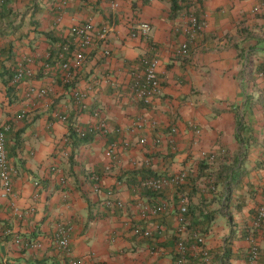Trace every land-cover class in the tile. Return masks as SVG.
<instances>
[{"label":"crops","instance_id":"0c3cea01","mask_svg":"<svg viewBox=\"0 0 264 264\" xmlns=\"http://www.w3.org/2000/svg\"><path fill=\"white\" fill-rule=\"evenodd\" d=\"M173 2L0 0V123L12 127L7 150L17 168L13 194L0 204V264H69L71 258L79 264H172L178 187L167 186L154 197L137 185L152 173L181 171L195 180L200 174L184 188L196 211L193 225L203 219L200 206L212 214L200 225L208 228L216 264H251L253 244L259 248L255 264H264V222L255 224L264 199V102L258 100L263 84L251 75L264 64V8L260 0H200L194 9L205 27L181 56L176 50L186 36L174 28L185 9L174 10ZM88 20L113 25L110 55L96 42L65 81L62 70H47L48 56L68 41L73 45L72 26ZM145 55L161 60L162 85L150 103L133 89ZM28 59L35 75L14 84L16 69ZM32 87L48 93L41 96ZM76 89L85 94L84 110H78ZM60 115L95 126L92 139L74 147L68 120ZM113 143L116 155L108 152ZM221 148L226 151L214 162L203 161V151ZM224 168L227 181L219 177L226 175ZM206 175L218 182L214 191ZM110 190L123 208L106 205ZM158 201L167 202L168 210L145 219L140 202ZM61 224L70 227V254L55 239ZM136 225L151 228L153 236L135 234ZM152 243L165 253H152Z\"/></svg>","mask_w":264,"mask_h":264},{"label":"built area","instance_id":"2783aa9c","mask_svg":"<svg viewBox=\"0 0 264 264\" xmlns=\"http://www.w3.org/2000/svg\"><path fill=\"white\" fill-rule=\"evenodd\" d=\"M200 0H185L187 7L185 11L179 16V21L175 25V31L181 35L186 36V40L181 42L180 46L177 48V54L181 56H186L190 51L189 42L198 36L205 27V21L202 16L198 15L194 7L199 3ZM259 8H264V0H260ZM60 17V16H59ZM113 30V25L109 22L97 26L93 21L88 20L83 23L76 24L71 28V35L73 37V45L70 42L62 44L60 49L53 55L49 54L48 62H46L47 70L59 69L62 70V74L65 81L70 78V73L74 62L82 63L86 60V50L96 42L100 41L104 44L105 55H110V49L108 48V40ZM141 30L147 32L150 30V25L144 23L141 25ZM133 36L136 35L135 32L132 33ZM161 60L156 56L145 55L141 58V64L143 66L142 75L135 78L133 82V89L137 96L147 103H150L153 98L159 93L161 88V78L159 75V67ZM35 71L31 66V60L28 59L26 64H21L15 71L12 82L17 84L24 80L26 77H33ZM261 83L264 85V69L258 73ZM32 92H37L41 96H46L48 93V88H31ZM78 110H84L87 106L84 102L85 94L80 90L76 89L73 92ZM24 115V114H22ZM61 120L67 121V115H60ZM143 122H138V128L144 127ZM151 127H156L157 122H151ZM99 129L103 131L106 129V123L100 122ZM93 127V126H92ZM11 125L8 122L0 123V204L3 199L9 198L13 194V177L17 174V168L15 167L13 161L11 160L8 150H7V135L11 131ZM87 127L79 125L77 130L82 132ZM95 128V126L93 127ZM96 129V128H95ZM177 131L176 127H172L171 134ZM147 138L142 136L140 138V143L145 144ZM161 141V136H156L155 142L159 143ZM118 144L113 143L108 152L110 154L116 155L118 153ZM225 149L221 148L220 151H203L202 157L209 163L214 162L220 154L225 153ZM53 171L55 173L59 172V169L54 166ZM96 178V177H95ZM189 174L187 171H181L174 175H156L152 177H147L142 179L137 187L139 189H152L157 191H162L167 186L176 185L179 190V203L177 209V241L175 244L176 259L172 264H186L187 261L193 256L200 260L203 264H215L213 252L207 244L206 235L197 230H192L189 233L187 219V214L189 210L190 198L188 192L184 188L185 184L188 182ZM212 181V180H210ZM96 190H100L99 182L95 185ZM114 192L110 190L108 192V199L106 200V205L109 207L116 206L123 208L124 204L121 199L114 197ZM142 216L147 219L151 216H157L168 210L169 204L165 201H158L154 203L150 202H140ZM15 211H18L16 206H13ZM264 222V199L258 208L255 224L257 226L262 225ZM162 226L157 225V229ZM69 231L70 227L67 225H59L58 230L55 234V239L58 245L66 250L67 254H70L69 247ZM135 234L151 238L153 236V230L151 228H144L141 225H136L133 227ZM7 234H12V230L8 229ZM17 244H22L23 239L19 235H15L14 238ZM39 246V245H35ZM152 253H165V249L158 246L156 243H152L149 246ZM259 256V248L256 244L251 246L249 252V260L251 264H255ZM69 264H79L77 260L70 259Z\"/></svg>","mask_w":264,"mask_h":264},{"label":"trees","instance_id":"16d2710c","mask_svg":"<svg viewBox=\"0 0 264 264\" xmlns=\"http://www.w3.org/2000/svg\"><path fill=\"white\" fill-rule=\"evenodd\" d=\"M184 1V5L180 6L178 5L177 3V0H174L173 2V7H174V10H177L178 8H183L186 9L187 7V4L185 3V0ZM69 42V41H68ZM67 43V42H66ZM264 69V64H259L258 66H256L255 68H252L251 69V75L253 74L255 77H254V80L256 81V84H258V73L260 71H262ZM260 82V81H259ZM259 101L261 102H264V85H260V89H259V98H258ZM68 124H69V139L70 141L72 142L73 146L74 147H77L78 145H80L81 143L83 142H87V141H90L92 139V136L95 134L96 130L95 128H91V127H87L84 131H83V134H81L82 132H79L77 130V128L79 127L80 123L76 121V119H74V116H69V119H68ZM204 162H206V160H203ZM209 163V162H207ZM221 171V170H220ZM222 171H224V173H226L225 176L223 175H220L219 177H222L224 178L226 181H227V177H228V168H224L222 169ZM212 174V173H211ZM158 174H149V175H146L144 176L143 178H147V177H152V176H156ZM204 175V173L202 174ZM200 178V174L199 176L196 178V180H198ZM191 183H192V180L194 182H196L195 178H192V175L189 176V179H188ZM212 180V181H210ZM204 181L207 182V185L208 187L210 188L211 191H214L216 188H217V181L213 178L212 175H206L204 177ZM225 187H228V183L225 182ZM177 200H176V204H177V209H178V203H179V190L180 188H177ZM164 190V189H163ZM162 191H157V190H152V189H145V191H147L150 195H153L154 197H159V196H162ZM113 191V190H112ZM114 192V191H113ZM189 198L191 200V195L189 194ZM199 210H201V216L203 217V219L199 220L200 223L198 224H192V214L194 215V213L196 212L194 210V208L191 207V205L189 204V210H188V214H187V219L189 221V224H188V228H189V233H192V228L194 229H199L201 230V232L206 235V231H207V227L204 225V226H201L207 222H209V220H212V214L209 213V211L207 210L206 207L204 206H200L199 207ZM201 224V225H200ZM162 231V230H161ZM177 233H175V241H174V245H173V249L171 250V252L169 253H172V257H173V262L175 261L176 259V251H175V244H176V241H177ZM172 241V239L170 240ZM192 260L193 263H192ZM214 261H215V257H214ZM186 264H203V262L201 263L200 260L196 259L195 257H191L189 259V261L186 262ZM216 264V262H215Z\"/></svg>","mask_w":264,"mask_h":264}]
</instances>
